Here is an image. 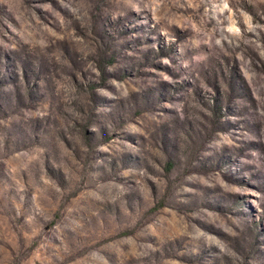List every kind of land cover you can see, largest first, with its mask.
<instances>
[{"label":"rangeland","instance_id":"obj_1","mask_svg":"<svg viewBox=\"0 0 264 264\" xmlns=\"http://www.w3.org/2000/svg\"><path fill=\"white\" fill-rule=\"evenodd\" d=\"M0 264H264V0H0Z\"/></svg>","mask_w":264,"mask_h":264}]
</instances>
